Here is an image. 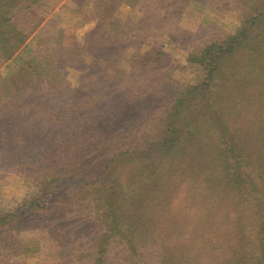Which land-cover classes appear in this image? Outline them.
I'll use <instances>...</instances> for the list:
<instances>
[{
    "label": "rangeland",
    "instance_id": "374dc122",
    "mask_svg": "<svg viewBox=\"0 0 264 264\" xmlns=\"http://www.w3.org/2000/svg\"><path fill=\"white\" fill-rule=\"evenodd\" d=\"M28 1L0 2V19L12 8L7 17L15 15L24 35L0 61V264H98L97 240L100 245L108 234L112 248L116 242L126 247L116 235H126L135 217L143 221L145 209L158 229L148 239L149 264H157L153 253L175 230L182 238L171 241L177 250L179 244L191 246L198 233L208 240L206 247V239L199 240L188 257L164 254L154 260L158 264H260L264 218L256 214L264 212L259 205L264 203V163L254 153L264 122V110L258 112L264 76L257 61L248 73L243 70L250 67V52L241 61L234 57L206 70L200 49L233 36L240 16H249L263 0ZM178 101H187L183 116L168 125V108ZM198 115L196 136L194 125L184 122ZM106 118L114 121L115 133L126 124L123 138L120 133L105 152L119 161L109 163L101 186L89 192L88 184L100 177L75 172L70 179L61 172L96 163L105 145L95 119ZM150 127L157 137L145 140ZM172 127L180 152L164 162L175 160L182 175L161 167L156 179L169 190L144 208V185L155 169L144 173V145L161 142L160 135L164 138ZM179 131L189 139H178ZM38 168L44 176H36ZM114 179L118 189L112 203L123 224L108 232L103 220L108 201L97 208L93 202L110 193ZM247 182L256 185L259 197L246 190ZM220 189L230 195L221 200L215 194ZM207 217L215 218L208 222ZM207 226L212 231L200 232ZM125 252H114L112 264H131ZM132 260L144 264V258Z\"/></svg>",
    "mask_w": 264,
    "mask_h": 264
},
{
    "label": "trees",
    "instance_id": "16d2710c",
    "mask_svg": "<svg viewBox=\"0 0 264 264\" xmlns=\"http://www.w3.org/2000/svg\"><path fill=\"white\" fill-rule=\"evenodd\" d=\"M2 0H0L1 2ZM23 1V0H22ZM24 2H29L28 0H24ZM1 4V3H0ZM260 6L258 8H256L254 10V12H251V14L249 16L243 15L242 17L240 16V23L239 26L237 28V31L235 32V34L233 36H228L226 39H223L219 42H212L210 44H206L204 45V47H201V52L202 55L205 56V61L204 63H201L204 68L206 70L209 71H213V67L214 64H218L219 62L222 63H229L234 57H241L240 61L243 57H246L248 55L247 52H250L252 54V61L249 62L250 67L246 66V69H243L245 71V73H248L249 70H251L254 66L256 61L257 64H259L260 66V70L262 75L264 76V0L262 3L259 4ZM12 8L7 9V11L5 12V19L2 20L0 19V61H6L11 55L10 52H12L14 49L12 48V46L14 44H21L24 38V35L22 33V31L17 27V18H15V15H11L9 18L7 17V15H10L12 12ZM6 24V23H10V25L8 27H6L5 29H2L1 25L2 24ZM247 54V55H245ZM254 56V57H253ZM244 61H246V59H244ZM243 61V62H244ZM213 63V64H212ZM209 64H211L209 66ZM236 65L238 63H235ZM29 92H34L33 89H30ZM186 103L187 101H178L176 103V105L173 106H169L168 108V115H171V117H169V122L168 125L172 124L170 121L171 119L174 120L176 118V116H183L181 114L180 111H183L184 108H186ZM259 111L260 110H264V97H262L259 101ZM203 107V103L199 104L197 108H202ZM213 109V106H212ZM175 112V113H174ZM174 114V115H173ZM98 118H102L101 115L97 114ZM202 115H198L197 117H194L193 119H188L190 121L185 120L184 125L185 127L188 126L189 123H191L192 125H194V131L193 133L197 136V128H199V131L201 129L200 126V120L202 117ZM109 119V116L107 117ZM104 119V120H96L95 119V128L96 131L99 132L100 134V140H102L104 138V145H105V151H103L102 149L100 150V152H102L103 154L99 153V157L96 161V163L92 166V167H87L86 165H84L81 169L79 168H75V170H71V171H64L61 172L58 169H54L55 172L58 173H63V175H66L67 177L71 176L70 174H73L76 172V174H80L81 172H86L89 176H91L92 178H97L100 177L99 180H97L94 183H91L90 185L88 184V190L89 192H91L93 189H96V187H100L99 184H101L99 181L102 180L106 175L107 168L109 167V163L115 161V159L119 158L117 155L111 156L110 159L107 158V155H105V152L108 153L114 144L117 143V140L119 138V134L122 133L124 129H126V124L125 127L123 124H121L120 128L118 129V131L115 133L114 128H112V126L114 125V121H109L108 119ZM94 119V118H93ZM111 122V125H108V123ZM129 122H133L131 119ZM206 123V122H205ZM210 123L215 124V121H210ZM209 125V124H207ZM226 128L230 129V125L226 122L225 123ZM232 127V126H231ZM214 128V127H212ZM208 130H212L211 126H207ZM148 130V129H147ZM94 131V132H96ZM155 129H152V127H150L149 131L144 134V137L146 138L145 140L149 139V138H153L155 139L157 137V133H154ZM180 132V131H179ZM165 133V134H164ZM177 130H172L171 129H167L165 132H163V136L164 138L161 137L160 135V139L162 140L161 142L154 144L153 146L145 144L144 145V173L145 172H150L149 170L154 169L153 174L149 177V183L144 185V208H146V205H150L151 203H154L156 200V196L157 194H160L162 190H169L167 189L166 185H162L161 182H158V179H156L157 177L160 176V169L161 167L166 168L167 170L173 172V173H179L180 175H182V172L179 171V165L175 164V160L172 161V159H168L167 162L165 160V158L167 157V155H171L173 153H176L177 151L180 152V148L179 146V142L177 140ZM181 135H178V139H189V135L188 134H184L182 132H180ZM160 134V132H159ZM258 135V140H257V145L255 148V159L257 162H260V164L264 163V122L262 124V127L260 128V130L257 132ZM124 136V135H123ZM123 136L121 138H123ZM227 135L223 134V138H221L223 141H225L227 143ZM230 142L229 144L233 143V139H229ZM115 142V143H114ZM145 142V141H144ZM147 143V142H145ZM235 143V142H234ZM261 143L259 146L258 144ZM228 144V143H227ZM262 146V147H260ZM96 151V148H95ZM146 151V152H145ZM98 152V151H97ZM77 154V153H76ZM186 154H181L180 157H183ZM172 158H174L173 156H171ZM176 158V157H175ZM178 160V158H176ZM128 160H131V158H128ZM102 161H104L103 163H101ZM172 162V163H171ZM163 164V165H162ZM156 165V166H155ZM194 168H191L190 171L193 172ZM178 170V171H177ZM43 171V173H41ZM47 171V170H46ZM50 172V171H47ZM78 172V173H77ZM159 173V175L157 174ZM45 175V171L41 168L36 169V176L40 177V176H44ZM118 177V176H117ZM116 177V179H117ZM115 178V177H114ZM71 179V177H70ZM116 179H114L111 184H109V188L108 191L110 192L109 194H106L105 196L103 195L102 199L100 200H95L93 202V207L97 208L98 204H104L106 201V207L104 209V222H105V226H106V230L109 232V229H111L112 226H115L116 224L122 225L123 224V220H119L121 215L119 210H115V203H112L113 201V192H115V188H117L116 184ZM105 183V182H104ZM248 185L246 186V190L249 192H252L250 190V188L254 191L256 189V185L254 183H252V186L250 185L249 182H247ZM127 187V186H125ZM119 190L124 192V196H125V191L122 189V186L119 188ZM219 193H215L216 195L220 196L221 195V200H223V195L225 196H229L230 193L228 191H225L224 189H220V191H218ZM221 192V193H220ZM213 193V192H212ZM255 193V194H254ZM253 195L259 197L260 194H258L257 191H254ZM168 197H173V195H167ZM136 198V197H135ZM171 199H169L170 201ZM169 201H166V203L164 204V209H162L164 215V219L166 218L165 215H167L168 211L166 212V207ZM134 202V201H129ZM222 204V202L219 200L218 204ZM264 203H259V205L262 207ZM138 205V203H137ZM258 210L257 211V218H261L263 216L264 218V212ZM162 217V216H161ZM153 215L149 214L148 209L144 210V218L143 221L140 220V218L137 216L135 217V221H133L132 223H130L128 225L127 228V232L126 235H122L120 233H117L116 237L118 236L119 238H122V240L126 241V247L124 245H121L120 242H116L115 245L111 246L110 244V237L111 235L108 234H104V240L102 241V243L99 245L96 242V245L98 246V248L95 250V252L97 253L98 260L97 262L94 263H98V264H107L106 261L110 260L111 264H112V260H114V258L111 256L114 255V252L116 251H122V249H125V257L126 259L130 258L131 264H135L132 260V258L137 259L140 263H142V259L144 258V264H149V247H148V239H151V237L154 236V231H157L158 229H154L155 228V220H153ZM215 217H207L205 218V220H207L208 222H211L212 219H214ZM240 221L242 220L241 218H238ZM183 223V222H182ZM177 223H174V221L171 222V225H175ZM237 225L240 224L239 226H242L241 224H243L242 222H237ZM180 224H178L177 226H179ZM171 229V228H170ZM168 229V230H170ZM203 231H212V228L210 226H207L205 228H203L200 232ZM168 236V235H167ZM113 237V236H112ZM144 240V252L140 250L141 247H143L142 244V239ZM177 238L178 240H182L181 236L177 235L176 230L173 233V238L170 239L168 241V238L165 239L163 246L161 247V251H156L153 253V256L151 258L152 262L154 263H159L156 262L160 259H163V255L164 254H171V253H175V257H188V252H190V250L196 248L197 243L200 242L199 240H205L206 238L201 235V234H196L194 235V237L191 238L190 244L188 243V247L184 246V245H180V248L177 250L175 245L171 244V241L174 238ZM261 239L259 238V241ZM108 241V245H105L104 243ZM207 239L205 240V244L203 245V247H206V243H207ZM238 243L239 244H245V241H243V239H238ZM150 244V243H149ZM119 246V247H118ZM252 245H250L251 247ZM188 248V249H186ZM203 248V249H204ZM209 249H212L211 247H209ZM257 249H264V239L261 240V245L259 247H257ZM162 254H161V253ZM156 254H158V256H156ZM104 257V259H103ZM116 257V255H115ZM262 261L260 264H263V260H264V255L262 257ZM156 259V261H154ZM150 260V261H151ZM101 261V262H100Z\"/></svg>",
    "mask_w": 264,
    "mask_h": 264
}]
</instances>
